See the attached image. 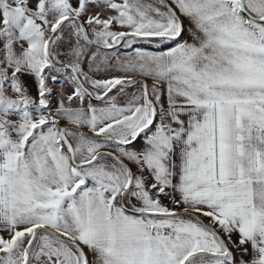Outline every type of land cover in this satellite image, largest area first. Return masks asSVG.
<instances>
[{
    "label": "snow or ice",
    "instance_id": "1",
    "mask_svg": "<svg viewBox=\"0 0 264 264\" xmlns=\"http://www.w3.org/2000/svg\"><path fill=\"white\" fill-rule=\"evenodd\" d=\"M0 264H264V0H0Z\"/></svg>",
    "mask_w": 264,
    "mask_h": 264
}]
</instances>
